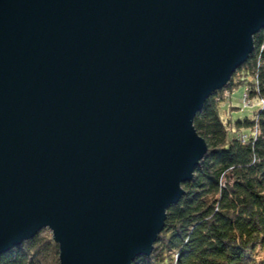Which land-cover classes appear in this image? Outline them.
<instances>
[{
    "label": "water",
    "instance_id": "water-1",
    "mask_svg": "<svg viewBox=\"0 0 264 264\" xmlns=\"http://www.w3.org/2000/svg\"><path fill=\"white\" fill-rule=\"evenodd\" d=\"M264 29V0H0V256L149 257L208 151L194 120Z\"/></svg>",
    "mask_w": 264,
    "mask_h": 264
},
{
    "label": "trees",
    "instance_id": "trees-1",
    "mask_svg": "<svg viewBox=\"0 0 264 264\" xmlns=\"http://www.w3.org/2000/svg\"><path fill=\"white\" fill-rule=\"evenodd\" d=\"M240 85H246L248 107L256 101L258 109L252 117L225 121L224 93ZM194 126L208 151L183 185L182 199L167 211L152 254L133 264H264V29L254 36L249 59L206 101ZM0 264H59V246L44 229L0 256Z\"/></svg>",
    "mask_w": 264,
    "mask_h": 264
},
{
    "label": "rangeland",
    "instance_id": "rangeland-1",
    "mask_svg": "<svg viewBox=\"0 0 264 264\" xmlns=\"http://www.w3.org/2000/svg\"><path fill=\"white\" fill-rule=\"evenodd\" d=\"M245 91H246V85H240L232 92L226 91L224 93V96L227 97V99L222 102L220 107L221 109L220 112L222 118L225 121L232 120L234 122L238 119L252 117L253 113L258 109L255 106L257 105L256 101L252 102L251 106L254 104L252 107L244 106L243 99H244ZM230 136H232L231 133ZM44 235H48V232H45Z\"/></svg>",
    "mask_w": 264,
    "mask_h": 264
},
{
    "label": "built area",
    "instance_id": "built-area-1",
    "mask_svg": "<svg viewBox=\"0 0 264 264\" xmlns=\"http://www.w3.org/2000/svg\"><path fill=\"white\" fill-rule=\"evenodd\" d=\"M244 103H245V106L248 107L250 105V101L248 99V96H247V93L245 94L244 96Z\"/></svg>",
    "mask_w": 264,
    "mask_h": 264
}]
</instances>
